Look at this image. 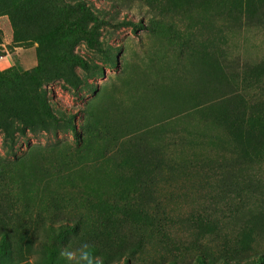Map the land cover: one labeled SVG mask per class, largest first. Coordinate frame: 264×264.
I'll list each match as a JSON object with an SVG mask.
<instances>
[{
    "label": "rangeland",
    "instance_id": "rangeland-1",
    "mask_svg": "<svg viewBox=\"0 0 264 264\" xmlns=\"http://www.w3.org/2000/svg\"><path fill=\"white\" fill-rule=\"evenodd\" d=\"M263 3L0 0V60L13 58L0 69V211L13 248L0 258L49 264L54 213L86 221L59 247L103 246L112 264L138 245L130 264L264 261V120L239 138L226 110L210 105L223 78L249 89L264 74ZM78 4L87 17L68 10ZM97 18L112 25L96 27ZM76 23L96 50L60 30ZM70 73L83 83L77 90L61 77ZM139 177L150 207L127 210Z\"/></svg>",
    "mask_w": 264,
    "mask_h": 264
},
{
    "label": "trees",
    "instance_id": "trees-1",
    "mask_svg": "<svg viewBox=\"0 0 264 264\" xmlns=\"http://www.w3.org/2000/svg\"><path fill=\"white\" fill-rule=\"evenodd\" d=\"M264 5V3H263ZM247 12L249 14H246L244 17L245 19H250L252 18L251 16V10L252 7L247 4ZM82 10L84 17H87L86 14V8H84L81 4H78L76 8H68L70 12H74V10ZM75 10V11H76ZM260 10L259 7L255 9V11ZM242 16H237L236 20L241 22L242 19H240ZM11 21L12 20L11 17ZM95 21L96 27L98 25L105 23V24H110L111 19H105V18H97ZM124 22H118L115 25H123ZM131 26L132 25L130 22L128 23ZM13 29L15 27V24L12 25ZM60 30L64 31L67 34H80L86 37L87 45L96 50L98 48V44L96 40L93 39V37L90 36L89 32H86L82 29V27L79 24H71L68 27H60ZM77 65L83 70V71H92L93 66L91 67L87 61H85L82 58H77L76 59ZM263 67H257L254 70L250 69L252 72H258L262 69ZM36 69L40 70V67H36ZM248 68L243 67L242 70H246ZM71 87V89L77 90L83 83L79 80V78L74 75L73 73L70 74H63L61 76ZM225 83L223 84V88H221L220 93H217L214 95L213 99L210 102L211 107H220L222 109L226 110V113L223 112L222 110V115L224 117L223 121L225 122L226 125H231L234 126L238 130V137L239 138H246V134L248 132V128L251 126L252 123H254L256 120H264L263 118H260L259 116H263L260 114H256L260 111V108L264 103V85L258 87L260 82L264 80V74L260 76L258 82L253 86H250L249 89L247 86L241 84L237 80H231L229 78H223ZM71 120L72 117L71 115H66L62 114L61 117L59 118V121L62 123V125L68 127L73 133H75V130L73 126L71 125ZM58 123V122H57ZM62 127V126H59ZM158 160L155 161V163H149L148 166L150 170L152 171H157L158 165H156ZM161 161V160H159ZM134 191V190H133ZM132 191V192H133ZM145 191H146V185L144 183V180L139 177L138 182H137V191L135 190L131 196V199L124 204L125 209L129 210L130 206L133 204H136L140 209H146L150 207V205H142L141 203L143 202V199L145 198ZM131 194H128V197ZM144 195V197L142 196ZM93 209H89L88 211L85 210V213H90L92 212ZM3 214H0V256L4 253L7 252L9 249L10 251L13 248L12 242H11V235L9 232V225H4V217L6 214L2 211H0ZM81 212V211H80ZM69 213H75L70 211ZM3 215V216H1ZM73 216H70L69 214L66 216H63V219L60 221L58 217L54 213H52L47 219H46V229L49 234H51V239H49L48 242H45L43 244V248H45L47 252V256L49 259V264H76V260L78 259L80 255V249H72L69 247H59V240L63 239L66 235L72 233L73 235H76V233L83 228L85 225L86 221L83 216H79L78 218H72ZM200 226H195V230L197 231L200 229ZM157 229L163 234V226L159 222L157 225ZM163 232V233H162ZM7 247V250H4ZM91 253V257L93 260V264H112V261L108 258L105 249L103 248H98L96 246H92L89 249ZM141 246L138 245L135 247V250H129L127 252H124L121 254L116 262L117 264H130V260L134 259L135 256H137V253L141 252ZM69 252L72 253L73 255V260L69 261L63 253ZM59 255V256H58ZM126 255V256H125ZM262 256V254H260ZM58 256V258H57ZM62 257L59 260V257ZM248 258V257H247ZM2 260L0 258V264H20L22 263V260L18 257H10L9 259ZM58 260V261H57ZM207 260H210L208 256L206 255H198L196 256V262L197 264H207ZM249 260V264H264V261L262 259H259V257L256 259L255 256H252ZM169 264H182L180 260H173Z\"/></svg>",
    "mask_w": 264,
    "mask_h": 264
},
{
    "label": "clouds",
    "instance_id": "clouds-1",
    "mask_svg": "<svg viewBox=\"0 0 264 264\" xmlns=\"http://www.w3.org/2000/svg\"><path fill=\"white\" fill-rule=\"evenodd\" d=\"M88 248H89V246L87 244H84L81 246V248L79 250L80 255H79L78 259L76 260V264H93L91 253L88 250ZM63 255H65L69 261L73 260L72 253L65 252V253H63Z\"/></svg>",
    "mask_w": 264,
    "mask_h": 264
},
{
    "label": "crops",
    "instance_id": "crops-1",
    "mask_svg": "<svg viewBox=\"0 0 264 264\" xmlns=\"http://www.w3.org/2000/svg\"><path fill=\"white\" fill-rule=\"evenodd\" d=\"M13 64V58L11 56H6L3 60H0V69H6Z\"/></svg>",
    "mask_w": 264,
    "mask_h": 264
}]
</instances>
